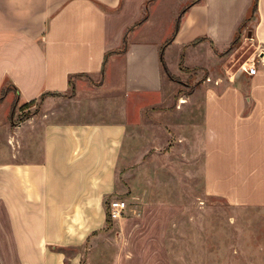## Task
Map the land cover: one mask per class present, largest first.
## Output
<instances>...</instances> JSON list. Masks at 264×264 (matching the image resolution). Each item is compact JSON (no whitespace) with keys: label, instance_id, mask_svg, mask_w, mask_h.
<instances>
[{"label":"crops","instance_id":"crops-1","mask_svg":"<svg viewBox=\"0 0 264 264\" xmlns=\"http://www.w3.org/2000/svg\"><path fill=\"white\" fill-rule=\"evenodd\" d=\"M251 7L252 0H0V92L7 89L0 107L8 105L9 118L14 103L15 110L41 102L37 113L12 123V130L5 124L7 114L0 121L7 153L4 160L0 154L4 256L16 264H84L80 252L65 251L105 226V198L114 188L125 120H55L58 110L47 113L71 87L72 97L78 94L80 74L100 79L93 89L98 92L120 91L137 104H156L160 99L151 96L164 97L168 78L161 48L164 62L166 51L178 52V71L169 70L172 74L181 72L182 53L186 67L205 71L212 60L227 71L225 61L234 50L225 49L239 29L240 46L250 44L254 53L227 71V79L216 76L202 88L203 189L232 204L264 205V63L259 59L264 61V0H257L253 17ZM145 13L147 18L127 32L126 50L110 53L101 75L105 54L121 47L127 28ZM200 37L205 40L190 44ZM203 51L210 62L186 64L189 55ZM252 62L256 73L250 75L244 68ZM122 258L118 255L115 264H127Z\"/></svg>","mask_w":264,"mask_h":264},{"label":"rangeland","instance_id":"rangeland-1","mask_svg":"<svg viewBox=\"0 0 264 264\" xmlns=\"http://www.w3.org/2000/svg\"><path fill=\"white\" fill-rule=\"evenodd\" d=\"M241 46L232 49L233 57L226 58L227 71L236 70L254 53L250 44ZM177 54L172 48L164 56L169 70L175 73ZM194 62L210 61L203 51L187 57V65ZM208 64L205 71L187 67L174 74L172 80L165 78L164 97L151 96L150 100L160 99L156 104H137L120 91L98 92L93 89L100 79L81 75L76 81V96L72 97L75 88L73 93L69 89L47 108V113L58 110L55 120L119 118L127 124L114 188L105 198L107 212L109 201L115 198L124 200L126 208L119 218L108 217L101 230L81 246L66 250L67 254L80 252L84 264H115L118 255L127 264H264V205L232 204L203 189L199 135L202 88L216 76L226 78L228 74L222 67L224 63L211 60ZM39 109L40 100L32 101L28 107L13 108L8 118L6 104L0 107V121L7 114L5 124L7 130H12L14 124ZM3 137L0 133L2 160L7 154ZM33 140L39 143V133ZM4 230L0 208V264L4 260L14 264V257L3 255ZM163 235L164 246L160 240Z\"/></svg>","mask_w":264,"mask_h":264},{"label":"trees","instance_id":"trees-1","mask_svg":"<svg viewBox=\"0 0 264 264\" xmlns=\"http://www.w3.org/2000/svg\"><path fill=\"white\" fill-rule=\"evenodd\" d=\"M190 5H191V3L187 4V5H186L185 7H183V8L181 9V11L179 12V15H178L177 20H176V24H175V26H174V30H173L171 36L166 40L165 45L168 44V43H170V42H172L173 36H174V34H175V32H176V30H177V28H178V24H179L180 17L182 16V14L186 11V9H187ZM256 9H257V0H252V7H251V14H250V17H253V16H254V13H255ZM146 18H147V14L145 13V14L143 15L142 18H140L139 20L135 21L130 27L127 28V30L125 31V33H124V35H123V38H122V45H121V47H119V48H117V49H114V50H111V51H109V52H107V53L105 54V56H104V60H103V63H102V67H101V70H100L101 75H103V73H104L105 65H106V61H107V57H108V55H109L110 53H122V52H124V51L126 50V48H127V32H128L131 28H133L134 26L140 24V23H141L142 21H144ZM242 26H244V23H242L241 27H239V28H242ZM239 33H240V29H239ZM239 33H237V34L235 35V37H233V39L231 40V42L229 43L228 47H227L225 50L235 49V48H237V47L240 46V44H241V39H240V35H239ZM203 40H205L204 37H200V38H197V39H195L194 41H192L190 44H191V45H195V44H197V43H199V42H201V41H203ZM210 44L213 45V44L211 43V41H210ZM162 50H163V49L161 48V53H160L161 69H162L163 73L165 74V76H167L169 79L172 80L173 77H174V74H172V73L169 71V69L167 68V65L165 64V62H164V60H163V58H162ZM182 58H183V53H182L181 56H180L179 67H180L181 70H188L189 68H187L186 66L183 65V63H182ZM196 68H199V67H196ZM80 75H85V76H87V74H80ZM174 78H175V77H174ZM100 82H101V80H100L97 84H100ZM69 83H71V86H72V80H71V78H69ZM70 90H71V93L74 92V88H73V87H71ZM6 91H7L6 88H3V89L1 90V92H0V101H1V100L3 99V97L5 96ZM31 102H32V101H30V102H28V103H25L23 106L28 107V106L30 105ZM15 104H16V103H14L13 108H14ZM108 217H109V213H108L107 210H106V221H107ZM109 218H110V217H109Z\"/></svg>","mask_w":264,"mask_h":264},{"label":"built area","instance_id":"built-area-1","mask_svg":"<svg viewBox=\"0 0 264 264\" xmlns=\"http://www.w3.org/2000/svg\"><path fill=\"white\" fill-rule=\"evenodd\" d=\"M261 62L264 63V61H262V58H259ZM244 70L250 74L253 75L256 73V67L254 65V62H252V65L248 66L247 68H244ZM126 208V202L122 199L119 198H115L109 201L108 203V213H109V217L111 219H117L121 216V214L124 212Z\"/></svg>","mask_w":264,"mask_h":264}]
</instances>
